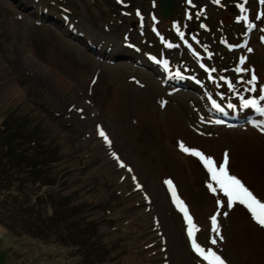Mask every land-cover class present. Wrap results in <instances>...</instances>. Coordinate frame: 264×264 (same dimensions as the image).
Masks as SVG:
<instances>
[{
    "label": "rangeland",
    "instance_id": "obj_1",
    "mask_svg": "<svg viewBox=\"0 0 264 264\" xmlns=\"http://www.w3.org/2000/svg\"><path fill=\"white\" fill-rule=\"evenodd\" d=\"M261 14L260 0H174L166 18L156 0H0V119L15 118L52 148L56 192L97 221L92 232L101 242L78 244L84 256L68 247L47 218H36L52 207L44 213L40 197L27 203L30 182L4 161L0 264H206L192 249L173 188L201 246L226 264H264V227L245 205L229 208L191 154L217 167L227 154L229 174L264 202V114L241 99L258 98L264 86ZM23 48L40 67L27 66ZM252 71L255 92L241 82ZM12 80L19 95L8 88ZM15 138V152L30 153L28 141Z\"/></svg>",
    "mask_w": 264,
    "mask_h": 264
},
{
    "label": "trees",
    "instance_id": "obj_2",
    "mask_svg": "<svg viewBox=\"0 0 264 264\" xmlns=\"http://www.w3.org/2000/svg\"><path fill=\"white\" fill-rule=\"evenodd\" d=\"M48 3H51L50 1ZM21 136L28 141L31 151L30 153L17 154L15 152V137ZM32 134L26 131L25 124H19L15 118L2 117L0 119V167L9 163L13 169L20 170L22 180L30 182L27 203L31 204L40 197L45 207L50 205L52 207L50 214L43 217L39 215L36 218L43 220L48 219V226H52L53 230L63 239L68 247L76 250L78 255H85L82 248H76L79 244H85L90 247L97 246L100 240L94 236L95 233V219H84L83 216L77 215L79 207L77 204L70 202L67 195L56 192V184L58 169L54 170L55 161L58 157L55 156L52 148L43 147L38 139L32 138ZM53 152V153H52ZM1 157H5L4 160ZM33 187H39L35 192ZM41 190V191H40ZM34 195V196H33ZM34 199V200H32ZM31 200V201H30ZM118 208L113 210V214H117ZM46 219V220H47ZM45 229V227H44ZM93 231V232H92Z\"/></svg>",
    "mask_w": 264,
    "mask_h": 264
},
{
    "label": "snow or ice",
    "instance_id": "obj_3",
    "mask_svg": "<svg viewBox=\"0 0 264 264\" xmlns=\"http://www.w3.org/2000/svg\"><path fill=\"white\" fill-rule=\"evenodd\" d=\"M217 3H219V0H216ZM247 0H245V3ZM262 4H264V0H260ZM241 11L244 12V6L243 4L240 5ZM264 15V14H261ZM259 18V17H257ZM240 20L247 21V16L242 15ZM250 27H254V25H250ZM179 31V30H178ZM264 31V29H262ZM181 38H183V33H180ZM264 39V38H262ZM169 47H172V45H168ZM190 47V46H189ZM248 51H252V49H248ZM246 60L245 57L241 58L240 63L243 64ZM201 67H204V65H201ZM206 71H215V69H205ZM235 71L239 72H245L249 71L246 68L238 67ZM211 78V77H210ZM223 79V77H222ZM256 81L257 77L255 75V72L252 71L251 79L247 81H243V78H241L242 83H246L248 85H251L250 88H247L246 91L255 92L256 91ZM228 83V86L230 89L234 88V85L231 81H226ZM260 95L258 98H252V99H244L243 100V107L248 108L252 107L256 109L261 114H264V106H261L260 101H264V86H261L260 88ZM216 107H219V105H216ZM229 107H232V105H229ZM109 144H111V141L108 140L107 135L103 130L99 133ZM182 149L185 152H189L190 149L187 147H184V145H181ZM191 154L194 156H197L201 161L204 162L205 166L208 168V171L211 174V179L216 182V184L219 186L220 191L224 193L225 196L228 197L227 200V206L229 208L233 207L234 203H240L245 205L249 211L252 214L253 219L255 222L260 225L261 227H264V202H262L260 199L256 197V195L251 191L248 187L245 186L244 183L240 179H238L235 175H230L229 170L227 167L228 160H227V154L225 155V159L222 164H220L217 167V163L211 158L206 157L203 153L191 150ZM115 156V153H113ZM118 159V157H117ZM121 167H124V164L121 163ZM131 171V169H129ZM135 179V178H134ZM167 183L171 186V181H167ZM137 187H140L137 185ZM209 188L212 191H216V188H214L211 184H209ZM172 194L174 197V201L178 204V207L180 208V211L183 213L185 222L188 225L187 228V234L190 239V243L192 246L193 251L203 260L206 262V264H226V261L212 248H205L201 246L197 240L195 233L199 231V229L196 227V225L193 223L192 216L189 214L187 206L184 205V202L179 199L178 196H176L175 189H172ZM224 215H227V213H224ZM212 221V231L216 232L217 235H219V230L217 226V220L216 216L211 217ZM222 239V237H220ZM211 244L215 245L217 243V240L215 238L211 239Z\"/></svg>",
    "mask_w": 264,
    "mask_h": 264
},
{
    "label": "bare ground",
    "instance_id": "obj_4",
    "mask_svg": "<svg viewBox=\"0 0 264 264\" xmlns=\"http://www.w3.org/2000/svg\"><path fill=\"white\" fill-rule=\"evenodd\" d=\"M24 50V51H23ZM23 50L21 51V57L23 58V60L25 61V63L27 64V66L28 67H30V68H32V67H40V63H39V61L36 59V57L34 56V54L31 52V51H29V49H27V48H23ZM44 69L46 70V71H48L49 73H52L51 71V66L49 65V64H45V66H44ZM8 88H9V90H10V92L11 93H13L14 95H19V93H20V87L18 86V84L14 81V80H12V81H10L9 82V85H8ZM124 143L123 144H125V141H123ZM169 146V145H168ZM174 146V145H173ZM177 147V149H181L182 147H181V145L180 144H178V145H176ZM176 148H175V146L173 147V148H170L172 151H174L173 149H175L176 150ZM179 152V151H178ZM200 166H201V164H200ZM138 168V167H137ZM138 172H140V171H138ZM205 172H207V171H205ZM205 172H204V174H205ZM202 178H204V180H207L208 182H210V183H213L214 181L211 179V174L209 173V172H207L206 173V175L204 176V177H202ZM216 183V182H215ZM214 184V183H213ZM217 186V185H216ZM219 188V186H217V189ZM219 192H222V191H220V189L218 190ZM223 193V192H222ZM224 194V193H223ZM225 196V195H224ZM225 198H227V196H225L224 197V199ZM226 261V260H225ZM228 263V262H227ZM181 264V263H180Z\"/></svg>",
    "mask_w": 264,
    "mask_h": 264
},
{
    "label": "water",
    "instance_id": "obj_5",
    "mask_svg": "<svg viewBox=\"0 0 264 264\" xmlns=\"http://www.w3.org/2000/svg\"><path fill=\"white\" fill-rule=\"evenodd\" d=\"M159 16L161 18H166L171 15L173 7H174V0H156Z\"/></svg>",
    "mask_w": 264,
    "mask_h": 264
}]
</instances>
